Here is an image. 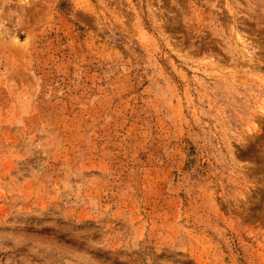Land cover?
Returning <instances> with one entry per match:
<instances>
[{
    "label": "rangeland",
    "instance_id": "obj_1",
    "mask_svg": "<svg viewBox=\"0 0 264 264\" xmlns=\"http://www.w3.org/2000/svg\"><path fill=\"white\" fill-rule=\"evenodd\" d=\"M0 264H264V0H0Z\"/></svg>",
    "mask_w": 264,
    "mask_h": 264
}]
</instances>
